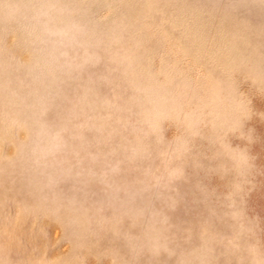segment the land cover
<instances>
[{"label":"rangeland","instance_id":"obj_1","mask_svg":"<svg viewBox=\"0 0 264 264\" xmlns=\"http://www.w3.org/2000/svg\"><path fill=\"white\" fill-rule=\"evenodd\" d=\"M0 264H264V0H0Z\"/></svg>","mask_w":264,"mask_h":264}]
</instances>
